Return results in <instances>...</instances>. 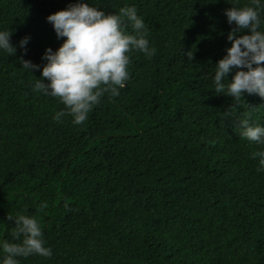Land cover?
<instances>
[{
    "label": "trees",
    "instance_id": "trees-1",
    "mask_svg": "<svg viewBox=\"0 0 264 264\" xmlns=\"http://www.w3.org/2000/svg\"><path fill=\"white\" fill-rule=\"evenodd\" d=\"M74 2L0 0V30L16 45L0 51V241L16 242L8 216L20 213L38 219L53 254L19 264H264V171L251 155L264 145L237 128L264 125V98L211 89L231 3L88 0L135 6L156 52L130 51L124 86L75 125L53 119L59 98L31 87L45 49L64 39L46 17ZM20 56L41 68L26 71Z\"/></svg>",
    "mask_w": 264,
    "mask_h": 264
},
{
    "label": "clouds",
    "instance_id": "clouds-1",
    "mask_svg": "<svg viewBox=\"0 0 264 264\" xmlns=\"http://www.w3.org/2000/svg\"><path fill=\"white\" fill-rule=\"evenodd\" d=\"M231 7L224 9L229 24L231 42L225 55L215 63L212 76L215 93H223L239 101L245 93L258 94L264 98V0H248L240 5L239 0H228ZM125 18L132 32L125 31ZM46 20L51 23L57 38H64L55 50L48 46L41 59L45 61L41 75L31 87L34 91L59 98L65 106L53 119L60 121L71 116L75 125L84 122L94 105L106 92L118 94L119 87L128 79L129 52L139 50L146 57L155 54L150 45L149 29L138 15L135 6L120 7L117 12H106L92 6L88 0H75L67 7L50 13ZM248 29V32H245ZM12 32L0 30V51L16 52L11 40ZM30 39L23 36L18 44L24 52ZM192 60L194 52H183ZM21 67L32 73L41 68L23 56L17 58ZM233 72L228 79L229 72ZM227 80V83H225ZM239 136L264 145V125H252L247 119L239 120ZM258 159L257 171H264V149L252 154ZM15 221L12 237L16 242L0 241V250L5 254L0 264H19L21 257L36 254L49 258L52 249L46 246L40 222L34 216L17 213L8 216Z\"/></svg>",
    "mask_w": 264,
    "mask_h": 264
}]
</instances>
